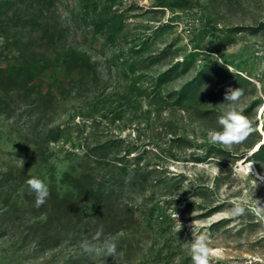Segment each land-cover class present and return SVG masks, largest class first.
<instances>
[{
  "label": "rangeland",
  "instance_id": "rangeland-1",
  "mask_svg": "<svg viewBox=\"0 0 264 264\" xmlns=\"http://www.w3.org/2000/svg\"><path fill=\"white\" fill-rule=\"evenodd\" d=\"M85 3L53 6L60 41L27 29L0 37V66L15 71L27 62L33 76L31 96L14 86L11 114L0 113V264H192L182 243L192 240L193 221L216 250L210 264H264V221L251 211L231 213L233 202L251 204L252 193L264 203L263 182L241 167L249 154L264 174V148L252 155L264 143V55H257L264 53V0H94L89 15L103 20L97 33L92 19L77 17ZM71 54L80 60L74 72L63 64ZM185 57L190 67L157 87V74ZM209 65L215 73L204 70ZM188 82L194 96L176 103L170 94ZM229 87L244 90L243 114L255 131L226 148L210 143L208 132L222 130L219 103ZM51 130L59 138L45 143ZM99 144L111 165L153 171L162 182L153 178L142 194L117 193L101 205L84 202L69 175L103 173L93 151ZM32 177L49 188L40 207L26 183ZM152 205L165 215L149 218ZM101 226L116 240L113 257L80 247Z\"/></svg>",
  "mask_w": 264,
  "mask_h": 264
},
{
  "label": "trees",
  "instance_id": "trees-1",
  "mask_svg": "<svg viewBox=\"0 0 264 264\" xmlns=\"http://www.w3.org/2000/svg\"><path fill=\"white\" fill-rule=\"evenodd\" d=\"M59 0H0V37L9 38L10 34H14L17 31L27 29L30 34H39L41 40L47 39L50 42L60 41L62 39L63 31L58 30L55 26L51 24L50 15L53 13V6ZM86 7H84L83 12L78 14V18L81 22H85L89 18L92 19L95 32H99L102 29L103 20L97 19L96 16L90 17L89 6L94 4V0H84ZM264 24H260L258 28H261ZM116 29L110 28L107 34V39L112 40L115 37ZM15 36V35H13ZM15 38L13 41L15 42ZM9 46V45H7ZM2 54V53H1ZM78 55L71 54L66 55L63 60V64L66 65L68 72H74L80 66V60L78 61ZM188 57L183 58V60L176 61L173 65L169 66L166 71L157 74L156 76V86L161 87L162 84L168 83L174 79V72L183 65L184 70H187L191 61ZM160 60L158 55L153 59V62ZM82 61V60H81ZM158 62V61H157ZM217 67L216 65H209L205 67V71H213L215 73ZM199 83L196 87L203 81L204 73H200L198 76ZM33 81V76L28 71V63L19 66L15 71L10 68L0 66V113L11 114L10 110L13 108V102H10V93L15 90L14 86L23 85L20 92L24 93V96H31V92L28 91L30 83ZM194 83L188 82L184 84L179 90L173 91L170 95L174 94L177 97L176 103L181 104L183 101L188 100L194 96L193 92ZM24 92H23V91ZM216 90H211L208 95L212 96ZM18 102V101H17ZM22 104V103H21ZM24 109L22 112L27 113V105H22ZM22 107V108H23ZM59 138V134L51 130L49 135L44 138L45 143L56 142ZM264 148V143L259 144L256 152L252 155L260 154ZM108 147L103 144L94 146L93 151L95 152V163L98 164L99 169L103 171L99 176L76 174L70 176L73 180L74 187L78 190L80 199L86 203H91L92 205H101L105 200L112 202L117 193L122 195L133 196L142 194L144 189L148 184L152 183L153 178L155 183L162 182L160 176H152L153 171L143 172L140 169L135 170L133 173H129L125 164L123 167H117L116 165H111L112 163L106 161V155L108 152ZM132 151L126 150V155L129 156ZM133 158L136 164H138L139 158ZM115 162L122 163L119 159H114ZM154 195H151L146 201H151ZM145 204V203H144ZM157 205H152L147 212L149 218H154V216L165 215L164 211ZM145 212V211H144ZM91 221H93L94 211H91L89 215Z\"/></svg>",
  "mask_w": 264,
  "mask_h": 264
},
{
  "label": "clouds",
  "instance_id": "clouds-1",
  "mask_svg": "<svg viewBox=\"0 0 264 264\" xmlns=\"http://www.w3.org/2000/svg\"><path fill=\"white\" fill-rule=\"evenodd\" d=\"M257 55H264V53H257ZM260 71L264 72V65H261ZM258 87L259 82H257ZM244 90L242 88L229 87L224 95L221 105L223 114L217 118L218 124L221 126V131L210 130L208 132L209 142L212 144H220L226 148H231L233 145L243 143L254 131L252 122L247 116L243 114L241 106ZM249 161L243 166L242 171L247 174L251 171V164ZM30 190L35 193V206H42L50 195L48 186L39 178L32 177L26 181ZM256 187V185H255ZM253 202L245 204L244 202H233L231 213L234 216L244 215L246 211L253 212L257 217L264 221V203L259 199L253 200V193L248 197ZM195 212L192 213V216ZM176 216V213H175ZM181 224L178 227V231ZM192 240L182 243V246L190 250L192 264H210L211 258L215 255V251L210 246V237L207 232L197 233L195 228V221L192 224ZM80 247L84 253L96 256L113 257L117 254V243L114 237L105 236L103 227L101 226L93 235L92 240H84Z\"/></svg>",
  "mask_w": 264,
  "mask_h": 264
},
{
  "label": "bare ground",
  "instance_id": "bare-ground-1",
  "mask_svg": "<svg viewBox=\"0 0 264 264\" xmlns=\"http://www.w3.org/2000/svg\"><path fill=\"white\" fill-rule=\"evenodd\" d=\"M260 130L262 132V138H261V141H262V140H264V130L262 128H260ZM249 157H250V155L248 154V156L246 157V159L241 162L242 169H243V166L249 162V160H248ZM248 173H250L251 175H253L258 181L263 182V184H264V174H262L257 169V167L255 166L254 163L251 164V171L248 172ZM263 188H264V185H263Z\"/></svg>",
  "mask_w": 264,
  "mask_h": 264
}]
</instances>
